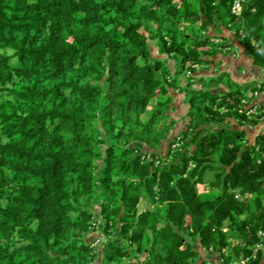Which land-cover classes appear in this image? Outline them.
<instances>
[{
    "label": "trees",
    "instance_id": "trees-1",
    "mask_svg": "<svg viewBox=\"0 0 264 264\" xmlns=\"http://www.w3.org/2000/svg\"><path fill=\"white\" fill-rule=\"evenodd\" d=\"M234 2L0 0V264H208L195 244L264 264V131L245 144L264 84L182 81L215 65L223 31L264 69V0ZM173 93L186 128L162 155Z\"/></svg>",
    "mask_w": 264,
    "mask_h": 264
},
{
    "label": "crops",
    "instance_id": "crops-1",
    "mask_svg": "<svg viewBox=\"0 0 264 264\" xmlns=\"http://www.w3.org/2000/svg\"><path fill=\"white\" fill-rule=\"evenodd\" d=\"M219 41V40H218ZM224 42L223 47L216 58V63L212 68H200L196 71V80L203 77L216 76L221 72H229L233 80L241 85H262L264 84V69L256 66L253 60L248 57L240 41L233 36H228V39H222ZM185 84V82L183 81ZM212 91L219 95L227 93L228 88L225 85L213 88ZM257 105L262 109V115L264 116V90L260 93L259 97L255 99ZM187 113V105L185 96L180 93H173V103L170 107L168 115L171 120L175 122L172 134L165 140L159 150L162 155H165L169 149L171 143L177 139L181 132L186 128V122L184 117ZM249 117V116H248ZM250 118V117H249ZM235 128L238 127L236 123H233ZM247 137L248 140L245 143L246 148H251L254 143L256 136L264 131V117L261 119L257 126H247ZM211 194V193H210ZM209 194V195H210ZM194 248L199 252L202 260L208 262V264H220L221 260L219 255L216 253L209 254V250H206L199 244H195ZM212 250V249H211ZM226 249L223 250V253ZM213 251V250H212ZM227 255V254H226ZM220 261V262H219Z\"/></svg>",
    "mask_w": 264,
    "mask_h": 264
},
{
    "label": "rangeland",
    "instance_id": "rangeland-1",
    "mask_svg": "<svg viewBox=\"0 0 264 264\" xmlns=\"http://www.w3.org/2000/svg\"><path fill=\"white\" fill-rule=\"evenodd\" d=\"M211 34H212V31H211ZM233 36V37H235L234 36V31L233 30H231V31H223V40L225 39H228V36ZM219 40V41H218ZM222 39H215L214 41H215V43H217V44H223L224 45V42L223 41H221ZM153 49V51H154V55H156V49L153 47L152 48ZM9 54H11L10 52H9ZM169 65L171 66V69H172V72H175V69H177L176 68V66H175V62L174 61H171L170 63H169ZM195 68L194 69H196L197 70V66H194ZM195 74H196V72L194 73V74H191V72L190 71H188V72H186L184 75H182V81H184L185 83H188V80H191V76H194L193 78H196V76H195ZM262 85H257V87H261ZM192 88H194V89H197V88H200V86L197 84V83H194L193 85H192ZM255 92H258L259 94L256 96L254 93ZM260 93H261V91H259L258 89L257 90H255V91H252V92H250L249 94H248V97L249 98H251V99H257L258 97H259V95H260ZM259 108L258 107H256V108H254V114H247L250 118H252V117H254V116H258L259 115V110H258ZM153 109H150L149 110V112H148V114L152 111ZM251 110H253V109H251ZM163 112L165 113V114H168L169 112H170V109H168V108H164L163 109ZM248 112H250V110L248 111ZM247 112V113H248ZM171 119V118H170ZM182 146V145H181ZM173 148V147H172ZM178 148V147H177ZM176 148V149H177ZM176 149H174L173 148V150H176ZM214 174H215V172L214 171H212V170H208L207 172H206V174H205V176H204V183L203 184H199L198 186H197V190H198V192H199V194L200 195H202V196H208L209 194H210V192H211V190H210V187H208L209 186V184L211 183V182H213L214 181ZM218 193H216V195H217ZM92 212H93V214H94V216H95V218L97 219V222H98V224H97V228L92 232V234L90 235V237L88 238V241L89 242H94V245H96L98 242H100V243H105V240L107 239V237L109 236V234L110 233H106L105 231H104V222H103V220H102V216H101V212H100V208L98 207V206H95V207H93V209H92ZM224 229H226V231H227V228H224ZM260 235H261V237H262V240H264V233L263 232H260L259 233ZM112 235V234H111ZM113 236H114V234H113ZM119 236V234H117V237ZM116 237V236H115ZM209 252V254H210V256H211V254H213L214 252L212 251V250H209L208 251ZM225 252H226V254H228L229 253V250L228 249H226L225 250ZM225 254V255H226ZM227 256V255H226ZM141 258H144V257H141ZM221 261H223V260H221ZM220 262V261H219ZM232 264H239V262H234V263H232Z\"/></svg>",
    "mask_w": 264,
    "mask_h": 264
},
{
    "label": "built area",
    "instance_id": "built-area-1",
    "mask_svg": "<svg viewBox=\"0 0 264 264\" xmlns=\"http://www.w3.org/2000/svg\"><path fill=\"white\" fill-rule=\"evenodd\" d=\"M247 1L248 0H235L234 5H233V9H232L233 14H235L236 16H240L241 13H242L243 4L246 3ZM254 94L257 96L259 93L255 92ZM244 103L247 104V100H245ZM254 111H255L254 109L250 110V112H248L247 114H254L255 113ZM181 145H182V143L180 141H178L176 144L173 145V148L174 149H176L177 147L180 148ZM146 158H149V157L147 156ZM160 164H161L160 160H157L156 161V165H160ZM237 197H239V196H237ZM224 231H226V229H224ZM263 249H264V245L263 244L257 245V248H256L252 258L256 259L258 251L259 250H263ZM249 260H250L249 258L245 259V260H242V261L239 262V264H247Z\"/></svg>",
    "mask_w": 264,
    "mask_h": 264
},
{
    "label": "water",
    "instance_id": "water-1",
    "mask_svg": "<svg viewBox=\"0 0 264 264\" xmlns=\"http://www.w3.org/2000/svg\"><path fill=\"white\" fill-rule=\"evenodd\" d=\"M247 149H249V147H247Z\"/></svg>",
    "mask_w": 264,
    "mask_h": 264
}]
</instances>
